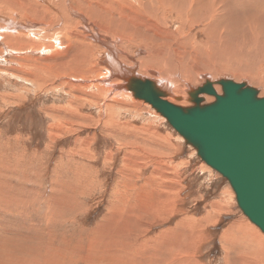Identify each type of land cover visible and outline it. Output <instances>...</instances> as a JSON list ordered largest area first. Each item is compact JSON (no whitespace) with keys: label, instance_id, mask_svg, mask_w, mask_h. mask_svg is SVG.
I'll return each mask as SVG.
<instances>
[{"label":"rangeland","instance_id":"obj_1","mask_svg":"<svg viewBox=\"0 0 264 264\" xmlns=\"http://www.w3.org/2000/svg\"><path fill=\"white\" fill-rule=\"evenodd\" d=\"M145 1L149 0H143ZM212 1L216 3V0ZM217 1L218 5L215 6L224 9L229 17L234 16L229 19L223 17V23L237 18H244L246 22L257 17L264 19V0H254L253 3L251 0ZM68 3L71 7L72 2L69 0ZM17 12L11 13L0 4V16H6L10 23L20 22V25L23 23L28 27L27 29L15 24L17 27L11 26V28H15L18 33L20 28L22 33L19 34L22 35L32 31L36 33L35 42L42 40L37 34L38 27L31 26L29 21L21 18V14ZM251 13L254 16L247 17ZM0 26L4 25L0 24ZM251 26L243 22L239 29L227 30L221 39H217L218 44L214 41L208 49H202L203 46L193 48L190 44L182 42L186 34L193 36V31L198 29L191 28L189 31L180 32L182 35L178 34L174 47L184 52L185 57L180 60L179 56L174 53L171 55L169 51V54L162 55L165 68L167 64L170 67L163 72L170 71L169 73L173 75L172 68L177 64L178 75L181 76V81L176 84L178 87L175 86L178 91L173 85L170 90H164L166 99H172L173 94L184 96L183 89L189 90L187 85H183L186 81H189L190 88L191 86L198 88L206 79L215 81L220 78L225 79L226 76L227 79L236 82H245L256 88L259 96H264V22L254 24L259 36L256 44H252L253 38L250 40L249 37L248 30ZM74 27L72 26L69 32L73 39L76 37L74 34L83 32ZM102 28L106 31L105 25ZM160 29L161 33L166 35L168 31L175 30L176 26L168 23ZM44 30H47L46 36L54 32L52 26H47ZM89 30L90 28L86 27L85 31ZM97 32L100 39L102 34L98 30ZM106 35L110 36L109 42L107 41L105 45L106 49L114 52L120 49L119 53L125 54L124 56L134 55V50H141L140 54H135V59L139 62L136 67L140 68V58L145 57V49L141 41L133 40L134 45L129 44V46L126 42L128 46L126 44L123 46L124 43H121L123 41L118 33L106 32ZM223 36L227 39L229 48L227 50L226 47L223 55H220L216 50L224 48ZM247 38L248 41H245ZM86 39H84L86 42L96 46L94 37L92 40ZM62 40L66 42L65 36ZM125 49H128V52ZM98 50L100 51L97 48L95 53H98ZM2 54L3 52L0 56V189L2 190L0 194L4 199L0 196L2 203H0V212H3L0 213V217L3 216L2 218L8 221L7 225L11 228L4 226L6 230L4 233L5 230L3 232L0 227V230L2 229L0 262L4 261V255L15 256L17 252L16 257L20 258L19 264H94L96 261L97 263L101 261L102 264H133L131 262L134 258L133 251L138 248L140 254L136 258L137 263L134 264H164L163 260L168 257L162 255L161 251L170 247L169 244L178 237L179 240L174 243L181 248H187L186 254L181 253V256L177 255L178 257L188 255L189 259L196 260L198 264H225L226 244L222 242L220 236L228 229L232 231L233 225L241 227L248 223L247 217L239 209L235 194L227 180L213 168L208 167L209 165H205L206 163L195 153L196 149L185 143L159 112L131 94L128 102L120 99L121 104L114 103L115 100L112 99L119 91L114 89L116 87L114 83H119L110 80L112 85L105 86L109 89L104 90L105 87H102L101 92L98 93L97 87L89 83L86 74L89 71L86 69L82 70L86 75L82 78L71 74V78L44 75L49 76L45 78L41 75L27 79L28 75H25V72H29L30 69L23 68L18 61L17 65L12 64L8 59L11 54L3 55L7 58H2ZM189 54H191L190 58ZM28 56L36 58L37 54L27 53L24 57L23 54L15 57L28 58ZM98 60L96 56L95 61ZM142 65L143 67L135 69L134 72L147 74L146 63L142 62ZM69 71L65 69V72ZM198 73H202L203 77ZM213 87L217 93H221L219 84L215 83ZM110 88L112 91H109ZM106 91L108 93L105 96ZM89 93L96 94V99L87 97ZM202 97L204 103L214 100L211 95L203 94ZM191 99L178 100L179 104L169 101L181 106H190ZM133 102L135 105L131 104ZM131 106L136 110L133 111ZM110 108L111 111L115 108L118 117L114 115V122L107 125L103 120L106 119L105 116L110 112ZM134 128L139 134L146 133L147 140L143 141L139 137L131 136ZM155 135L159 140L162 138L168 141L170 149L167 150L166 145L160 148L153 139ZM159 182L169 185L170 189L168 191L158 189ZM164 192L170 194L166 196ZM148 204L151 206L150 212L145 210ZM172 204L173 210H167ZM4 206L7 209L2 208ZM141 207L143 210L140 212ZM152 207L163 214L159 213L156 217ZM131 211L138 213L140 219L137 217L138 220H135L137 215L134 216L136 214L134 212L132 216ZM207 214H210L211 218L216 216V224L209 222L210 225L208 223L198 225L192 219L183 220L186 216L204 219ZM129 216L132 218L130 219ZM16 221H20L22 226L18 223L19 227H17ZM181 221L183 226L180 224ZM13 226H16V230L22 231L17 234L18 231ZM253 226L260 231L255 224ZM162 231H165V237L160 234ZM20 234L19 238L17 235ZM6 235L13 239L8 240L9 237ZM21 238H24L22 243H17L16 241H20ZM161 240L168 241L160 244ZM261 243L264 250V241ZM227 245L233 244L227 242ZM237 249L233 247L229 251L230 254L227 253L228 264H241L243 259L251 262L256 259L260 261L259 264H264V251L260 259L250 252V249L245 253ZM170 250L168 251L171 254L179 251L176 248ZM5 252L6 254L3 255Z\"/></svg>","mask_w":264,"mask_h":264},{"label":"bare ground","instance_id":"obj_2","mask_svg":"<svg viewBox=\"0 0 264 264\" xmlns=\"http://www.w3.org/2000/svg\"><path fill=\"white\" fill-rule=\"evenodd\" d=\"M68 1L69 0H0V4L3 5V8L9 10L11 13L18 11L17 14H21V18L28 20L29 24H31V26L32 25L37 26L38 27L37 28V34H39L38 36H41V38H42V40L35 42L34 41V34H36V33H34V32L32 33V31H30L29 33L26 32L27 35L19 34V33H22V30L20 32V28H18L19 29L18 30L19 33H18L17 30L15 28H11V26L17 27V26H15V24L20 25L19 24L20 22L18 24L17 23H10L6 16H5L6 18L0 16V24L4 25V26H0V46H1L0 56H1L2 52H3L2 58H7L5 56H8L11 54V56L8 59H9V61L12 62V64L17 65L18 64L17 61H18L19 63L21 62V66L23 68L30 69L29 72H25V75H28V77H26L27 79H29L33 76H41V75H43V76L44 75H56V76L60 75V76H65V77L67 76V77L71 78V76H70L71 74H76L75 76L82 78V77L86 76L84 73H82L83 72L82 70L86 69L89 71V73H86L87 77L89 78L88 80H90L89 83L92 86L97 87L98 93L101 92L100 90L102 87H105V86L109 87L110 85H112L110 80L114 81V82H118L119 84L114 83V85L116 86L114 89H116V91L117 90H119V91L116 92L114 98L112 99V100H115L114 103H116V104H121L120 99L122 101L123 100L127 101V100L131 99L130 94L133 95V93L131 91H125L123 89H126V90L128 89L126 86L132 79L137 78L140 80H146V79L151 80L154 84V87L157 90L163 92V94H165L164 90H170L172 85H173L174 89H175V86L178 87L176 84H179V82L181 81V78H180L181 76L178 75L179 70H178L177 64H175V66H173V68H172V74L173 75H171V73H169L170 71L169 72H167V71L163 72V70H167L170 67L167 64L166 68H165V64L163 62L162 55L163 54L165 55V53H168V51H169L171 53V55H173V53H174L177 56H179L180 60H182V58L185 57L184 52H180L179 50H177V48L174 47V44L179 37L178 34L182 35L180 32H185L187 30L189 31L191 28L198 29L197 31H193V36H187V34H186V38H183L182 42L184 44H190V46L191 47L193 46V48H196L198 46H203L202 49H208L209 46L211 45V43H214V41H216V43L218 44L219 41L217 39H221L222 35L224 33H226L227 30L230 31V30H233L236 28L239 29V27L242 25L243 22L247 23V25H249V26H251L252 23L255 24V23H263L264 22L263 17H257L256 19H248L247 22L245 21L246 19H244L242 17L243 19L237 18V19H235L236 21L231 19L233 21H229V22L225 21L223 23V20H224L223 17L229 19V18H233L234 16H232L228 10L229 14L232 16V17H229V15H227L224 12V9H220L218 6H215L216 4L218 5L217 0H216V3H214V1H212V0H149V1H145V2H143V0H138L136 2H129L128 0H70L72 2L71 7L69 6ZM223 1L228 2V0H223ZM244 1H246V0H244ZM251 1H250L251 3L254 2V0H251ZM220 3H219V5H220ZM52 6H54V7H52ZM225 10H227V9H225ZM256 14L259 15L258 13H256ZM75 15L78 16V20H76ZM249 16L252 17V16H254V14L253 13L248 14L247 17H249ZM100 22H102L105 25L106 31L103 30L102 27L104 25H102ZM5 23H7V24H5ZM168 23L172 24L173 26H176V29L170 30L167 32L166 35H163L161 33L160 27L163 29L165 27V24H168ZM254 24H253V27L251 26L250 29L248 30L250 40H251V38H253V40H251L252 44H256L257 38H259L258 33H256L257 28L254 27ZM47 26H52L54 28V32H50L48 36L45 35V32L47 30L46 31L44 30ZM72 26H75L76 28H79V29H81V31H83L79 34H78V32L76 34H74V35H76L75 39H73L74 37L72 38V36L69 35V32L72 30L71 29ZM20 27H23V28L26 27L28 29L27 25H25L23 23H22V25H20ZM86 27L90 28V30L88 32L85 31ZM97 30L100 31L102 34V36L100 35L101 36L100 39L97 35V33H98ZM8 31H10V32H8ZM106 32H113V33L115 32V34L118 33L121 36L120 39H122V41H123L121 43L122 44L124 43L123 46L126 44V42H128V45L129 44L134 45L133 40H137L138 42L141 41L143 43L144 49H145L144 50L145 57L143 56V58L142 57L140 58L141 61H140L139 67L140 68L143 67L142 62H145L146 68L148 67L147 68V74L145 72H144L145 74L139 73V72H137V73L134 72V70L138 68L136 66H138V63H139L135 59L136 58L135 54H138L139 52L141 53V50H139V49L134 50L135 51L133 53L135 55L134 56V55H129L127 53L128 49H125V50H127L126 54H128L129 56L128 55L124 56L125 55L124 53H123L124 55H121L122 53L121 54L119 53L120 49L118 50V52L116 50H115L116 52H114L113 50L111 51L110 49H106L105 45L110 38L109 35L112 34L111 33L109 35H106ZM78 35L80 38H78ZM63 36H65L66 42L62 40ZM116 36H118V35H116ZM83 37H85V38H83ZM93 37H94V39H93L94 42H96L95 43L96 46H93V45H91V43H88V41L86 42L84 40L86 38H90L92 40ZM248 38L245 41H248ZM35 39H37L36 36H35ZM222 39L225 41L224 48L222 50H216L218 52V54H220V55H223L226 47H227V50L229 48V46L226 43L227 39L224 36ZM64 42L66 44H64ZM229 44H231V43H229ZM64 45H67V46H64ZM123 46H122V48H123ZM28 47H30V48H28ZM33 47H35L34 48L35 50L33 49ZM64 47H65V49H63ZM67 48H68V50L66 51ZM97 48H99L100 51L98 50L99 52L95 53V50ZM124 48H126V47H124ZM27 53H30V54L36 53L37 56H36V58L33 56H31V57L28 56V58H26V57L23 58L24 54H27ZM117 53H118V55H117ZM188 53H190V51ZM20 54H23V57H21V58L15 57L16 55H20ZM41 54H44V56H40ZM3 55H5V56H3ZM190 55L191 54L188 55L189 58H190ZM96 56H98V59H99L98 62L95 61ZM140 68H138V69H140ZM65 69L70 70V71L65 72ZM198 74H200V73H198ZM183 75H182V77H184ZM187 75H188V73H187ZM173 76H174V78L175 77H177V78L174 79ZM46 77L49 78V76H46ZM55 77H54V79H55ZM187 77H189V75ZM190 77H192V76H190ZM69 78H67V79H69ZM114 79H116V80H114ZM182 80L184 81V79H182ZM44 81H46V80H44ZM160 81L162 82L163 87L159 84ZM188 82L186 81V83L183 84L184 86L187 85V87L189 88V90H187V91H186V89H183V91L185 92L184 96H177L176 94H173L172 95L173 100L172 99H169V100L173 101L175 103L176 102L178 103L179 101H182V100H188L189 101L192 98V94L197 90V88H192V86L190 88ZM41 83H42V81H41ZM86 84H88V83H86ZM105 89H109V88L105 87L104 90ZM175 90L178 91L179 89L176 88ZM109 91H112V89L110 88ZM106 93H108V91L105 92V96H106ZM95 95H93L92 93H89L87 97L95 100L96 99ZM201 96H203V94H200L199 97H201ZM133 97H134V95H133ZM134 98H136V97H134ZM136 99H138V98H136ZM104 100H105V98H104ZM142 101H144V100H142ZM134 102H136V101L134 100ZM134 102L131 104L135 105ZM182 103L184 104V102H181V104ZM121 106H123V105H121ZM111 108L109 109L110 112L107 113L105 116L106 119L103 120V122L106 123L107 125L114 122V120H113V117H115L114 115H116V117H118L117 113H115V111H114L115 108H113L112 111H111ZM131 108L133 111L136 110V108L133 106H131ZM155 115H158V114H155ZM130 135L135 136V137H139L143 141L147 140V138H148V135L146 133H140L139 134L135 128L133 129V133H131ZM160 137H161V135H160ZM153 139L156 141V143H158L159 147L166 145L167 150L170 149L169 142L166 141L165 139L160 138V140H159V138H157L156 135L154 136ZM195 153L197 154L196 151H195ZM205 165H207V164H205ZM208 167H210V166H208ZM168 179H169V177H168ZM172 179H174V178H172ZM170 181H171V179H170ZM154 182L152 181V183H154ZM157 186H158V189H161V190L168 191L170 189V186L163 183V182H159ZM1 191L2 190L0 189V192ZM2 193H4V191ZM168 194H170V193L164 192V195L167 196ZM0 196H2V195L0 194ZM2 198H3V196H2ZM1 206H3V205H1ZM2 208H5V206ZM5 209H7V208H5ZM150 209H151V206H149V204H148V206L145 207V210H147V212H150ZM169 209L173 210V204L169 205L167 207V210H169ZM138 210H139V208H138ZM142 210L143 209L141 207L140 212ZM153 210H155L153 213L155 214L156 217L159 213L163 214L162 212L157 211L156 208L155 209L153 208ZM6 212H7V210H6ZM134 212H132V216H133ZM136 212H137V210H136ZM11 213L12 212L10 211V214ZM137 214L138 213L134 214V216ZM132 216L131 217L129 216L130 219L132 218ZM2 217H0V227L3 229V232H4V230H5L4 226L8 227L9 225H7L8 221L6 222V219L2 218ZM137 217H139V219H140V216L137 215L135 220H138ZM154 217H153V219H157ZM213 217L214 218H211L210 214H207L204 219L190 218L189 216H186L185 218H183V220L192 219L198 225H200L202 223H208L209 224V222L216 224V222H217L216 216H213ZM6 218H7V216H6ZM8 218L11 219V221H13L12 218H10V217H8ZM127 220H129V219H127ZM153 221H155V220H153ZM247 221H248V223L244 224L241 227L239 225H233V227H231L232 231L228 229L226 232H224V233L222 232L223 234H221L220 239L222 240L223 243L226 244L225 264H228V258H229L228 254H230L229 251L233 247L238 248L237 250L242 252V253H245L250 249L251 250L250 252H253L254 254H256L260 259L262 258L264 250H263L261 242L264 241V235L262 232H260L261 230L259 231L257 228H255V226H253L252 223L251 224L249 223L250 222L249 219ZM18 223H20V221L19 222L16 221L15 225L17 227H19L17 225ZM133 223H134V220H133ZM180 224H182V226H183L182 221ZM19 225L22 226L21 223ZM130 226H131V224H130ZM137 226L139 227V225H137ZM15 227H14V229H15ZM8 228L10 229L11 227L9 226ZM24 228H23V230H24ZM174 228L175 227H173V229ZM12 229H11V231H13ZM243 229H246V231ZM1 230H0V232H1ZM19 230L20 231L16 230V231H18V232H16L17 234L22 231L21 229H19ZM24 232H22V233H24ZM190 232H191V230H190ZM4 233H6V230ZM7 233H8V231H7ZM38 233H37V235H38ZM118 233H119V231H118ZM9 234H11V233H9ZM160 234L163 237H165V231H162ZM125 235H126V233H125ZM1 236H2V234H1ZM14 236L16 238V235H14ZM17 236L21 237V234L17 235ZM7 237H9V235ZM26 237H28V236L26 235ZM127 237H129V236L127 235ZM11 238L9 237V239L8 238L7 239L10 240ZM1 239H3V237H1ZM118 239H120V238H118ZM4 240H5V238H4ZM16 240H18V239L16 238ZM22 240H24V238H21L20 241H16V242L22 243ZM25 240H26V238H25ZM157 240H158V238H157ZM173 240H174V238H173ZM176 240L177 241L179 240L178 237L174 241H176ZM14 241H15V239H14ZM120 241L122 242V240H120ZM126 241H128V240H126ZM166 241H168V240H166ZM166 241L161 240V241H159V243L160 244L166 243ZM174 241H172V243L169 244L170 247H167V249L164 248V250L161 251L162 255H166L168 257V259L163 260L164 264H198L196 262V260L194 261V260L189 259L188 255H186L184 257H178L177 255H180L181 253L186 254L185 250H187V248H181L179 245L174 243ZM2 242H3V240H2ZM117 242H118V240H117ZM227 242H230L235 246H233V245L228 246ZM25 243H27V242L25 241ZM133 243H135V242H133ZM153 244H155V243L153 242ZM26 245H28V244H26ZM38 245H40V244H38ZM22 246H24V245H22ZM119 247L117 249H119ZM19 248H21V247H19ZM170 248H176L179 251L175 252L174 254H171L168 251V250H170ZM130 249H132V247ZM120 250L121 249H119L118 251H120ZM170 251L172 252V250H170ZM133 253H134V256H133L134 258H133V260H131V262L134 264V263H137L136 258H138L140 251L138 248H136L135 251H133ZM0 254L2 255V251L0 252ZM4 254H6V252L3 253V255ZM16 255H17V252H16L15 256H13V254H12V256L11 255H9V256L4 255V261L0 262V263L1 264H19L20 258L16 257ZM247 255H251V254H247ZM29 257L31 258V256H29ZM251 258L253 259V257H251ZM45 259H47V257ZM97 259L99 260L100 258H97ZM141 259H144V258H141ZM1 260H2V257H1ZM27 260H30V259H27ZM21 263H23V262H21ZM96 263H97V261L94 264H96ZM253 263L259 264L260 261H257L256 259L252 262L249 261L248 259H243L241 261V264H253ZM97 264H102V263H101V261H100V263L98 261Z\"/></svg>","mask_w":264,"mask_h":264},{"label":"water","instance_id":"obj_3","mask_svg":"<svg viewBox=\"0 0 264 264\" xmlns=\"http://www.w3.org/2000/svg\"><path fill=\"white\" fill-rule=\"evenodd\" d=\"M215 83L221 86L220 94ZM126 87L227 180L241 212L264 233V96L245 82L227 78L206 79L192 94L190 106L170 102L151 80L132 79ZM198 94L214 100L204 103Z\"/></svg>","mask_w":264,"mask_h":264},{"label":"crops","instance_id":"obj_4","mask_svg":"<svg viewBox=\"0 0 264 264\" xmlns=\"http://www.w3.org/2000/svg\"><path fill=\"white\" fill-rule=\"evenodd\" d=\"M248 220V219H247ZM250 221V220H249ZM251 222V221H250ZM252 223V222H251ZM253 224V223H252ZM254 225V224H253ZM261 232V231H260Z\"/></svg>","mask_w":264,"mask_h":264}]
</instances>
